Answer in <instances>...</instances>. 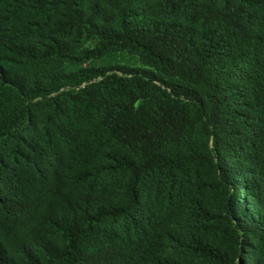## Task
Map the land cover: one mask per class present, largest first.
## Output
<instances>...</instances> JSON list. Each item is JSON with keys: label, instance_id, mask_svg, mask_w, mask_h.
<instances>
[{"label": "trees", "instance_id": "16d2710c", "mask_svg": "<svg viewBox=\"0 0 264 264\" xmlns=\"http://www.w3.org/2000/svg\"><path fill=\"white\" fill-rule=\"evenodd\" d=\"M0 264H264V0H0Z\"/></svg>", "mask_w": 264, "mask_h": 264}, {"label": "rangeland", "instance_id": "374dc122", "mask_svg": "<svg viewBox=\"0 0 264 264\" xmlns=\"http://www.w3.org/2000/svg\"><path fill=\"white\" fill-rule=\"evenodd\" d=\"M118 61H124V62H130V64H134L135 62L132 61L131 59L127 58V57H116L114 58L113 62H118Z\"/></svg>", "mask_w": 264, "mask_h": 264}]
</instances>
